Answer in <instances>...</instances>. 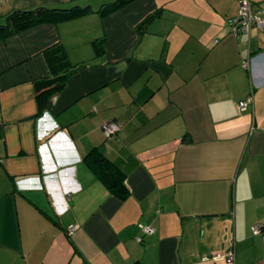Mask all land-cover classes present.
<instances>
[{"label": "crops", "instance_id": "0c3cea01", "mask_svg": "<svg viewBox=\"0 0 264 264\" xmlns=\"http://www.w3.org/2000/svg\"><path fill=\"white\" fill-rule=\"evenodd\" d=\"M114 1L0 0V25L14 11L90 9L0 35V264H264V29L229 33L240 0L98 14ZM56 45L75 69L44 93ZM107 122L119 126L109 138ZM100 158L125 199L95 178ZM138 225L153 229L140 244Z\"/></svg>", "mask_w": 264, "mask_h": 264}, {"label": "trees", "instance_id": "16d2710c", "mask_svg": "<svg viewBox=\"0 0 264 264\" xmlns=\"http://www.w3.org/2000/svg\"><path fill=\"white\" fill-rule=\"evenodd\" d=\"M130 1L132 0H115L112 4L103 6L98 14L100 16L107 15L129 4ZM89 12L88 7L77 5L69 8H37L31 11H14L4 18L0 25V35H13L40 25L58 24ZM44 56L52 76L50 80L43 81L39 85L49 84L50 88L44 93L59 92L64 88L69 73H73L75 68L68 63L66 53L59 45L46 50ZM89 166L95 178L105 185L111 195L121 200L125 199L127 191L124 186V177L113 164L105 158H100L92 161Z\"/></svg>", "mask_w": 264, "mask_h": 264}, {"label": "built area", "instance_id": "2783aa9c", "mask_svg": "<svg viewBox=\"0 0 264 264\" xmlns=\"http://www.w3.org/2000/svg\"><path fill=\"white\" fill-rule=\"evenodd\" d=\"M226 26L229 33L234 37H238L242 34L247 33L251 28L264 29V10L262 8H254L249 0H240L237 14L226 20ZM252 104L251 96H248L244 100L238 103L240 111H244L248 105ZM102 134L109 138L116 135L119 132V126L114 122H107L101 128ZM137 229L140 233L139 236L135 237V242L140 244L142 236H148L153 233V229L150 227L138 225ZM75 231V228H69L67 231L68 235H71ZM261 232L259 226L251 228V234L256 236ZM208 258H202L207 260ZM213 260L216 258L213 257ZM229 262H232V254L228 256Z\"/></svg>", "mask_w": 264, "mask_h": 264}]
</instances>
